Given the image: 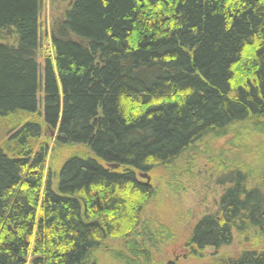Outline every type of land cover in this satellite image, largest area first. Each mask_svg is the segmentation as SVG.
<instances>
[{"label": "trees", "instance_id": "obj_1", "mask_svg": "<svg viewBox=\"0 0 264 264\" xmlns=\"http://www.w3.org/2000/svg\"><path fill=\"white\" fill-rule=\"evenodd\" d=\"M49 1L39 62L42 1L0 0V264H97L136 233L154 195L144 174L224 138L264 157L249 154L264 143V0ZM254 168L217 166L189 256L253 238L226 264H264Z\"/></svg>", "mask_w": 264, "mask_h": 264}, {"label": "rangeland", "instance_id": "obj_2", "mask_svg": "<svg viewBox=\"0 0 264 264\" xmlns=\"http://www.w3.org/2000/svg\"><path fill=\"white\" fill-rule=\"evenodd\" d=\"M41 1L39 29L42 49L39 62H42V56L50 54L47 36L53 17L50 1ZM239 134L243 135V132ZM52 136L53 133H49L45 137L50 145ZM228 140L229 138H224L202 145L199 151L203 154L192 155L186 160L180 159L171 168L158 169L150 174L148 182L154 188V195L142 210L136 233L130 240L106 241L94 253L97 264H123L122 259H127L131 264H226L242 250L257 248L253 238L247 241L235 238L231 246L219 250L206 248L202 256L196 258L189 256L185 246L192 223L201 215L214 210L220 191L215 182L218 165L264 168V157L254 163L256 166L252 165L254 160L234 149L228 150ZM235 140L240 142L244 138ZM260 149L264 153V143L249 154L258 155ZM62 152L55 150L58 154L55 156L56 161L61 159Z\"/></svg>", "mask_w": 264, "mask_h": 264}, {"label": "water", "instance_id": "obj_3", "mask_svg": "<svg viewBox=\"0 0 264 264\" xmlns=\"http://www.w3.org/2000/svg\"><path fill=\"white\" fill-rule=\"evenodd\" d=\"M112 167H113V168H117V165H113ZM143 178H145V179L147 180V182L149 181V177H148L147 174H144V175H143Z\"/></svg>", "mask_w": 264, "mask_h": 264}]
</instances>
